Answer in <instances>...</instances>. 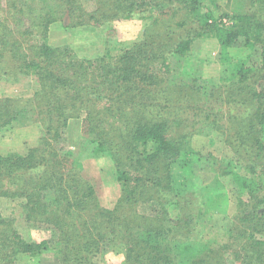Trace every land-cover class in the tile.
<instances>
[{"label": "trees", "instance_id": "16d2710c", "mask_svg": "<svg viewBox=\"0 0 264 264\" xmlns=\"http://www.w3.org/2000/svg\"><path fill=\"white\" fill-rule=\"evenodd\" d=\"M88 2L0 0V82L33 84L0 96V133L41 129L34 143L0 148V264H99L108 252L118 264H264V0ZM144 18L127 46L97 42L114 21ZM207 37L222 72L201 81L190 52ZM69 128L76 150L63 147ZM212 131L228 160L195 148ZM94 159L108 163L98 179L86 170ZM214 210L226 214L220 235L207 223ZM17 221L52 233L29 240Z\"/></svg>", "mask_w": 264, "mask_h": 264}, {"label": "rangeland", "instance_id": "374dc122", "mask_svg": "<svg viewBox=\"0 0 264 264\" xmlns=\"http://www.w3.org/2000/svg\"><path fill=\"white\" fill-rule=\"evenodd\" d=\"M84 6L89 9L92 7V3L88 2V0H82ZM223 8L226 10L227 6L224 5ZM148 19H133V20H116L113 22V34L111 35H103L101 39L97 42L101 44L100 41L107 42L108 47L112 51H116L121 49L127 44L132 43L139 37V33H141L144 25H146ZM50 31H52V36L50 37L51 41L58 42L63 35H65V30H63L62 26L58 24H51ZM76 32V31H75ZM50 35V34H49ZM81 32L74 33L73 37H71L70 42L74 43L76 47H82L80 44L86 42L88 39ZM77 36V37H76ZM219 44L217 40L213 37L207 38H196L192 44V51L190 52V59H194L193 67L197 70V75L201 81L203 79L211 78L218 79L221 75L222 69L221 64L217 59ZM75 48V47H74ZM77 52L83 53L79 48H75ZM172 59V58H171ZM173 66L175 59H172ZM173 79L179 80L180 78H185V76L181 73L180 69L175 68L173 70ZM32 82L30 78L21 77L18 80H5L0 82V96L4 95H30L32 92ZM76 128H69L65 132V141L64 149L76 150V145L70 139V134L74 133ZM41 134V129L37 123H31L29 125L24 126H14L11 129L3 130L0 133V148H8V147H16L23 142L34 143L35 139H37ZM206 142H197L196 147H200L202 144L208 145V150L213 152L214 155L221 157L223 161L228 160L232 154L229 149L225 146L223 142V138L221 134L218 132H210L206 137ZM203 147V146H202ZM82 162L85 160V155H82ZM108 163L105 160H95L89 164V167L86 169L89 172L93 173L96 179L100 178L102 172L99 170L107 166ZM196 177L193 178L192 182L196 183V186L202 183L201 175H198V169L196 168ZM181 167L178 163L173 164V177L175 178L176 184H178L180 177ZM101 187L98 188V193L100 195V199H102L103 203H108L107 201L112 195V188L109 185L104 184L103 176L100 180ZM99 183V184H100ZM192 185L188 186L191 187ZM183 189L186 188L184 185H181ZM194 187V186H193ZM104 188V190H103ZM181 188V189H182ZM7 205H2V210L4 214H9L10 209L6 207ZM11 208V206H9ZM150 207L148 205L145 206V210H148ZM226 214L221 211L214 210L208 217L207 223H214V231H218L219 235L223 234V227L225 223ZM17 229L23 236L29 240H41L42 238L49 237L51 235V230L46 226H33L30 224H21L20 221L15 223ZM123 259L122 255L114 254L112 252L105 253L97 257V261L99 264H118Z\"/></svg>", "mask_w": 264, "mask_h": 264}]
</instances>
